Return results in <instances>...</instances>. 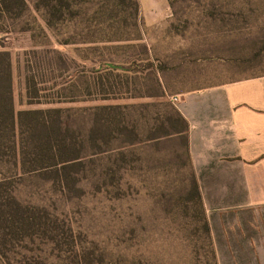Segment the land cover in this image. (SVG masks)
<instances>
[{
  "label": "rangeland",
  "instance_id": "obj_1",
  "mask_svg": "<svg viewBox=\"0 0 264 264\" xmlns=\"http://www.w3.org/2000/svg\"><path fill=\"white\" fill-rule=\"evenodd\" d=\"M66 1H52L54 17L28 0L0 44L12 55L16 111L60 109L83 145L85 170L76 189L38 171L11 176L24 204L57 216L60 236L10 245L0 264H220L202 208L188 199L192 166L180 136H150L163 120L170 127L176 92L201 86L171 81L182 64L197 71L209 50L225 62L202 63L205 78L263 69L264 0H168L173 27L159 28L144 14L165 12V0ZM123 125L140 138L130 140Z\"/></svg>",
  "mask_w": 264,
  "mask_h": 264
},
{
  "label": "crops",
  "instance_id": "obj_2",
  "mask_svg": "<svg viewBox=\"0 0 264 264\" xmlns=\"http://www.w3.org/2000/svg\"><path fill=\"white\" fill-rule=\"evenodd\" d=\"M165 2V12L151 7L144 14L148 25L173 27L175 14L166 11ZM207 53L200 62H211V67L225 62ZM202 63L197 71L182 64L180 72L171 73L174 83L201 84L179 90L171 101L187 121L216 254L220 264H264V67L221 81L219 71L205 78Z\"/></svg>",
  "mask_w": 264,
  "mask_h": 264
},
{
  "label": "trees",
  "instance_id": "obj_3",
  "mask_svg": "<svg viewBox=\"0 0 264 264\" xmlns=\"http://www.w3.org/2000/svg\"><path fill=\"white\" fill-rule=\"evenodd\" d=\"M52 1L41 0L51 8L52 15L58 17ZM58 1L63 7L70 6L66 0ZM27 8L28 0H0V31L7 32L11 28L9 19L22 16ZM60 11L63 13L62 9ZM169 119L166 122L170 127L163 120L164 123L157 127L150 139L170 137L173 133L180 136L192 166L193 186L188 192V199L202 208L204 226L214 244L211 224L191 159L187 121L176 107ZM121 131L130 140L140 138L138 131L127 125H123ZM30 134L32 139L28 141ZM75 134L63 121L60 109L16 111L12 55L0 44V253L6 258H9V254L5 248L10 245L17 248V244H22L18 246L27 248L29 243H35L38 238L49 242L59 241L60 233L54 227L56 224H52L57 221L54 218L57 216H52L53 213L45 207L24 204L10 190V180L13 175L38 171L62 187L76 189L81 181L78 175L85 170V163L81 160L83 145L75 142Z\"/></svg>",
  "mask_w": 264,
  "mask_h": 264
},
{
  "label": "built area",
  "instance_id": "obj_4",
  "mask_svg": "<svg viewBox=\"0 0 264 264\" xmlns=\"http://www.w3.org/2000/svg\"><path fill=\"white\" fill-rule=\"evenodd\" d=\"M172 100H173L174 102H178V101H179L178 97H173Z\"/></svg>",
  "mask_w": 264,
  "mask_h": 264
}]
</instances>
